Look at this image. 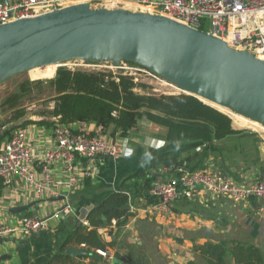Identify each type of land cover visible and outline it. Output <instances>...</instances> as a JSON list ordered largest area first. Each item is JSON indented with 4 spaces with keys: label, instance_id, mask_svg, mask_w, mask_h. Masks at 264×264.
<instances>
[{
    "label": "crops",
    "instance_id": "crops-1",
    "mask_svg": "<svg viewBox=\"0 0 264 264\" xmlns=\"http://www.w3.org/2000/svg\"><path fill=\"white\" fill-rule=\"evenodd\" d=\"M7 1L13 3L17 0ZM123 3L133 4L129 0ZM52 107L53 104L50 103L49 109ZM41 119L39 117L33 124L20 127L26 133L29 148L35 159L44 149L52 148L54 145L52 127L34 124ZM46 120L53 123V118ZM69 127L83 129L90 133L99 128L95 123H75ZM106 131L109 134L112 132L111 128H106ZM114 138L122 148L120 157L116 160L78 159L72 168V175L78 179L79 183L72 193L68 194L63 190L62 185L66 182L68 174L62 171L60 163L55 162L51 165V169L57 186L51 194L40 199L34 197L28 201L23 200L18 206L36 204L21 214L10 213V210L16 207L15 204L0 207L2 208L0 220L3 222L20 218L25 214L46 220V229L35 238L30 236L23 239H0V258L10 257L1 260L0 264H47L58 253L65 236L77 226L81 216L87 217L94 206L110 194L124 192L122 183L125 179L154 157L187 146V144L168 143L166 129L146 119L138 121L136 127L125 137L117 134ZM251 140L252 148L249 142H240L235 135L221 141H214L207 146L208 155L204 166L209 165V167L204 169L210 170L209 168L213 165L214 172L229 176L239 184L249 185L258 181L263 172L264 152L259 147L256 136ZM231 141L234 143L232 144ZM251 150L252 155H247ZM192 153V151L182 153L180 158H186ZM159 168L157 167L154 171ZM84 169L91 171V177L87 183L82 177ZM133 182L135 181L126 183L132 196H129L130 204L126 207L129 210V216L124 225L117 227L113 220L109 225L97 229L99 238L105 244L104 251L108 258L94 253V259H80L84 246L71 245L81 254L67 256L64 252L65 259L59 264H188L190 262L206 264L199 258L198 253L194 252V248L208 243L225 244L226 264H234L231 252L236 246L254 248L259 252L264 263L263 242L240 234L235 237L228 236L232 228L230 218L236 217L238 213L245 216L246 223L256 217L260 222V231L264 233V222L259 216V201L255 197L233 202L225 197L210 199L207 194L198 191L190 200L183 199L173 203L168 213H164L150 211V205L153 202L149 203L140 196H134V190L130 186ZM141 182L142 180H138V184ZM23 188V185H18L12 192L2 191V196L6 198L11 194L12 197L14 192L21 191ZM61 197H64V200H60ZM66 202L71 204L73 214L66 219L55 217ZM227 203H231L232 208H229ZM90 208L92 209L89 210ZM53 215L54 217L50 218ZM80 224L88 226L85 220ZM227 240L234 242L227 243Z\"/></svg>",
    "mask_w": 264,
    "mask_h": 264
},
{
    "label": "water",
    "instance_id": "water-1",
    "mask_svg": "<svg viewBox=\"0 0 264 264\" xmlns=\"http://www.w3.org/2000/svg\"><path fill=\"white\" fill-rule=\"evenodd\" d=\"M72 60L114 68L130 63L184 95L264 128V60L203 31L147 12L95 9L87 3L0 26V84L32 69ZM35 204L10 213L27 212ZM85 219L81 216L77 226ZM80 254L73 247L65 250L67 256ZM4 258L10 257L0 261Z\"/></svg>",
    "mask_w": 264,
    "mask_h": 264
},
{
    "label": "built area",
    "instance_id": "built-area-1",
    "mask_svg": "<svg viewBox=\"0 0 264 264\" xmlns=\"http://www.w3.org/2000/svg\"><path fill=\"white\" fill-rule=\"evenodd\" d=\"M124 1L17 0L5 4L0 0V26L51 13L74 4L87 3L92 8L91 3H95L97 8L114 9L121 7ZM129 1L146 9L149 14L159 15L191 29L203 31L224 41L228 47L236 51H246L256 57L264 56V0ZM71 62L81 63L84 67H92L91 63L85 64L78 60L64 63ZM114 69L119 74L132 78L136 83H142L140 79L148 78L170 86L155 74L128 63H122L119 68ZM136 91L141 93L140 89ZM53 123L54 145L52 148L44 149L36 159L29 148L26 133L21 128L16 129L10 138H5L0 142V181L3 191L12 192L16 186H24L21 191L14 192L12 197L11 194L6 198L1 195L0 207L7 204H15L19 207L18 205L23 200L28 201L34 197L40 199L51 194L57 186L51 169V165L55 162L60 163L62 171L68 174L62 186L63 190L70 194L79 183L78 179L72 175V168L78 159L116 160L121 155L120 143L111 137L104 127L99 126L90 133L83 129H72L69 125L59 124L56 119H53ZM255 136L259 147L264 152V130L256 131ZM200 151V147L196 148V152ZM152 173L155 178L148 191L149 197L153 200L150 211L168 213L173 203L183 199L190 200L195 193L201 191L210 199L225 197L233 202L255 197L259 201V216L264 222V167L260 179L249 185L239 184L229 176H222L208 169L189 171L186 163L160 167ZM82 177L90 178L91 171L84 169ZM71 214H73L72 206L66 202L63 211L59 210L54 215L66 219ZM45 229L46 220L36 216H21L7 222L0 220V239L28 238L33 234L44 232ZM95 253L100 257L108 258L104 250H95Z\"/></svg>",
    "mask_w": 264,
    "mask_h": 264
},
{
    "label": "trees",
    "instance_id": "trees-1",
    "mask_svg": "<svg viewBox=\"0 0 264 264\" xmlns=\"http://www.w3.org/2000/svg\"><path fill=\"white\" fill-rule=\"evenodd\" d=\"M54 74L55 71L52 75L54 78L48 81L53 94L49 103H52L53 107L41 112L39 117L42 119L34 124L52 127L54 123L45 118L56 119L62 125L95 123L97 126L111 128V137L117 134L125 137L136 127L138 121L146 119L166 129L168 143L187 144V146L154 157L125 179L122 183L124 192L112 193L94 206L85 219L88 226L80 224L68 232L58 253L47 264H59L65 259L66 248L71 245L84 246L80 259H94L95 250H105V244L99 238L97 229L109 225L113 220L117 227L124 225L129 216V210L126 208L130 204L129 196H132L126 186L127 182L135 181L130 184L134 196H140L151 203L153 200L149 197L148 191L155 178L152 170L183 163H186L189 171L202 170L205 168L208 145L239 134L232 129L231 119L228 116L188 95L155 96L139 93L136 89L144 91L148 86L136 83L130 77L109 71L85 72L59 69L55 76ZM29 84V82L20 84L18 93L8 96L2 102V107L12 111V122H17L25 116V111L19 104L22 96L29 91L26 88ZM30 124L33 122L24 121L20 127ZM11 135V129L0 133V142L10 138ZM201 146L203 147L201 151L196 152V148ZM190 151L193 152L190 156L180 158L182 153ZM88 179H84V182L87 183ZM138 180H143V183L138 184ZM2 191L3 186L0 181V197ZM102 215L104 220L101 219ZM25 216L30 215L25 214ZM194 252L198 253L199 258L206 264H226L224 243L197 246ZM231 256L234 264H264L259 252L252 247L236 246Z\"/></svg>",
    "mask_w": 264,
    "mask_h": 264
},
{
    "label": "rangeland",
    "instance_id": "rangeland-1",
    "mask_svg": "<svg viewBox=\"0 0 264 264\" xmlns=\"http://www.w3.org/2000/svg\"><path fill=\"white\" fill-rule=\"evenodd\" d=\"M92 8H97L95 3H91ZM114 9H125L132 12H146V9L136 6L135 4H128L123 3L121 7L114 8ZM92 67H84L81 63L78 62H71V63H63L62 65H56L52 67H46L42 69H37L28 73L19 74L17 76H14L5 82L0 84V133H3L5 131H8L11 129V134L18 128H20V125L24 121H37L39 118V114L43 111H46L49 107L50 98L52 97L51 89L48 85V81H50L53 75V72H56L59 69H66L70 70L73 69V71H85V72H98V71H109L112 73L117 74L118 71L115 70L112 65L109 64H90ZM141 84L147 85L148 89L141 91V93L160 96V95H178L182 94L181 91H179L177 88L173 86H169L168 84L165 85L161 82H157L156 80H151L148 78H142ZM29 82L30 84L26 87L29 89L27 93H25L22 98L20 99L19 106L24 109L25 116L23 119L12 122L13 113L6 107H2V102L7 98L8 96L18 93L19 91V85ZM166 83V82H164ZM218 111V110H217ZM227 115V114H226ZM230 118H233L230 115H227ZM240 117V116H239ZM48 119V118H45ZM242 122H248V120L244 118H239ZM232 126V121H231ZM234 131H238L239 134L235 135L238 136V139L240 142L248 143L250 147L252 148V137H255V132H259V128L257 130L256 127L251 129H237L235 127H232ZM233 144L234 142L231 141ZM247 155H252V150L247 153ZM209 167V165H207ZM205 166V168H208ZM210 170L214 171L215 168L213 165L209 168ZM143 183V180L141 184ZM135 204V203H134ZM226 205H229V208H232L230 206H233L231 203H227ZM235 211V208L233 209V213ZM236 215V214H235ZM209 217H212V215H209ZM214 217V216H213ZM227 217V216H226ZM228 219V217H227ZM231 226L230 232L228 236H237L238 234L249 236L250 238H255L257 240H260L264 243V233L260 231V222L255 217L252 221H249V223H246L245 216L238 213L236 217L230 218ZM214 226V225H213ZM215 227V226H214ZM228 241V242H227ZM227 243H233L232 240H227Z\"/></svg>",
    "mask_w": 264,
    "mask_h": 264
},
{
    "label": "bare ground",
    "instance_id": "bare-ground-1",
    "mask_svg": "<svg viewBox=\"0 0 264 264\" xmlns=\"http://www.w3.org/2000/svg\"><path fill=\"white\" fill-rule=\"evenodd\" d=\"M257 58L261 59V60H264V56H258ZM52 66H56V65H51V66H46V67H52ZM46 67H42V68H46ZM42 68H35V69H32L30 70L29 72L31 71H34V70H37V69H42ZM182 92V91H181ZM183 93V92H182ZM214 107V106H213ZM214 109H217L218 111H220L222 114H227V115H230L232 116L233 118H231V121H232V127H235L237 129H251V128H254L256 127L257 130L259 128V130H264V128H262L259 124L257 123H254V122H251L250 120H248V122L246 121L245 123L242 122L239 118H241V116L239 117L238 115H235V114H232V113H229L228 111L226 110H223L221 108H218V107H214ZM243 118V117H242ZM245 119V118H244Z\"/></svg>",
    "mask_w": 264,
    "mask_h": 264
}]
</instances>
